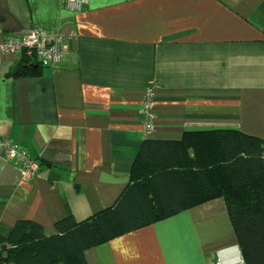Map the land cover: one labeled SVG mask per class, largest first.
Returning a JSON list of instances; mask_svg holds the SVG:
<instances>
[{
    "label": "crops",
    "instance_id": "crops-1",
    "mask_svg": "<svg viewBox=\"0 0 264 264\" xmlns=\"http://www.w3.org/2000/svg\"><path fill=\"white\" fill-rule=\"evenodd\" d=\"M65 36L54 66L0 52V137L40 169L23 179L0 146V237L47 232L111 206L144 139L239 130L264 138V0H0V40ZM31 63V62H30ZM16 64L19 69L13 73ZM154 86L153 130L142 108ZM87 264H243L222 197L85 250Z\"/></svg>",
    "mask_w": 264,
    "mask_h": 264
},
{
    "label": "trees",
    "instance_id": "trees-1",
    "mask_svg": "<svg viewBox=\"0 0 264 264\" xmlns=\"http://www.w3.org/2000/svg\"><path fill=\"white\" fill-rule=\"evenodd\" d=\"M135 146L129 181L111 206L81 220L62 217L52 232L19 220L0 237V264H87L85 250L217 197L242 263L264 264V138L217 129Z\"/></svg>",
    "mask_w": 264,
    "mask_h": 264
},
{
    "label": "built area",
    "instance_id": "built-area-1",
    "mask_svg": "<svg viewBox=\"0 0 264 264\" xmlns=\"http://www.w3.org/2000/svg\"><path fill=\"white\" fill-rule=\"evenodd\" d=\"M84 0H66L67 6L79 9ZM66 49L65 36L57 31H48L40 27L30 28L24 32H19L10 37L0 40V52L18 53L31 63L40 66H54L63 59ZM154 98V86L149 85L145 89L144 102L142 104L145 113V129L147 132L153 130V109L152 100ZM0 146L3 149L5 159L18 163L21 166V176L23 179L35 177L40 169L37 160L31 158L28 153L11 144L7 139L0 137ZM215 264H223L221 260Z\"/></svg>",
    "mask_w": 264,
    "mask_h": 264
},
{
    "label": "water",
    "instance_id": "water-1",
    "mask_svg": "<svg viewBox=\"0 0 264 264\" xmlns=\"http://www.w3.org/2000/svg\"><path fill=\"white\" fill-rule=\"evenodd\" d=\"M19 69V64H16L15 68L13 69V73Z\"/></svg>",
    "mask_w": 264,
    "mask_h": 264
}]
</instances>
